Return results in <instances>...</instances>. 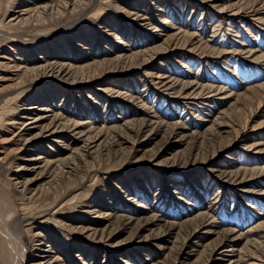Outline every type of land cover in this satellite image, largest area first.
Wrapping results in <instances>:
<instances>
[{"label": "rangeland", "instance_id": "obj_1", "mask_svg": "<svg viewBox=\"0 0 264 264\" xmlns=\"http://www.w3.org/2000/svg\"><path fill=\"white\" fill-rule=\"evenodd\" d=\"M17 2L32 11L11 19ZM0 24L38 35L0 42V198L24 264H264V0H0ZM21 89L82 136L18 159Z\"/></svg>", "mask_w": 264, "mask_h": 264}, {"label": "bare ground", "instance_id": "obj_2", "mask_svg": "<svg viewBox=\"0 0 264 264\" xmlns=\"http://www.w3.org/2000/svg\"><path fill=\"white\" fill-rule=\"evenodd\" d=\"M37 1L39 0H31V4H33L34 6ZM17 3L18 4H16V7H19V9L12 7L11 6L12 4H10L11 7H8L7 11L17 12V14L11 19H16L18 17L21 18L31 13L32 11L31 7H26L25 3H20V2H17ZM234 14H237V13H234ZM36 36L38 35H34L31 33H25V32L21 34L7 32L2 28V24H0V42H3V43L12 42L11 44H19V50L23 49L22 48L23 45L18 42L29 44L35 40ZM26 37H31V40L27 41L25 39ZM28 50L29 48L24 49V51H28ZM1 57L6 58L7 55L5 56L2 55ZM40 57H41L40 59H42L43 61L44 60L43 57L42 56ZM8 62H12V64L8 65V63H6L5 61L3 62V64H6L8 67H13V70H19V72L21 73H24L27 70L25 66L23 67L22 65H20L18 60L9 58ZM44 68L45 70H47L46 71L47 76H50L54 78L55 80L59 78H64L68 74V72H66V68H63L60 66L57 70H55L51 67V63L46 64ZM13 70H9V72L12 73ZM166 77L167 76H163L161 74H156L154 81L155 83L157 82V85H159V87H162V84H165V85L167 84V82H165ZM32 84H28V85H32ZM162 88L168 89V86H165ZM22 90L23 89L18 91L15 97L18 99L22 98V100L25 101V103H22V104H25V106L13 107L14 112L12 114L9 113L7 115L6 119H4L3 125H5L6 130L10 131L13 138H15L17 141L22 142L21 146H28L27 148L21 147V146L17 147V150H18L17 158L18 159L25 158L24 160H30L28 164H37L40 161L39 160L40 158L27 155L26 153V151H28L29 149V146L32 145L33 140H37V142L40 140H46V139L51 140V139H54L56 136L57 137L61 136L63 132H69V133L75 132L77 129V126L75 125L72 126L70 131L67 129L63 130L62 129L63 124L61 123L59 119H56L57 117L60 116L61 114L60 111L49 113L53 111L49 107H44V105H41L40 107H35L37 102L26 101L27 93L21 92ZM29 90H30L29 87L26 88L27 92ZM204 94L205 93L203 92L202 97L205 96ZM10 114L12 116H9ZM48 119L49 121L47 122ZM7 121H9V123ZM74 134H78V132H75ZM80 136L82 135L78 134V137ZM21 149H23V153L19 152L21 151ZM17 178L18 176L16 175V179ZM35 181L36 180H34V182ZM22 183L23 185H25L27 181H23ZM13 214H14V211L10 208V206H8V204L6 203L4 204L2 199L0 198V256L4 259L5 264H24L27 261L26 260L27 257L25 255V252L23 251V244H22L23 239L21 236L22 232H19L18 230H16V228L20 227L19 224L21 223L22 220H19L17 216ZM134 219H135L134 217H128L126 222L130 223ZM17 221L19 224L16 225L15 223ZM47 248L48 249L43 250L44 253L49 251L48 246ZM223 251H226V250H223ZM59 260H60L59 258H53L46 262H40L38 264H41V263L42 264H58Z\"/></svg>", "mask_w": 264, "mask_h": 264}]
</instances>
